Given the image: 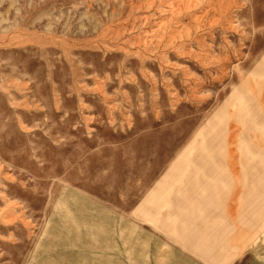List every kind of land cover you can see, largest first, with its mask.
Wrapping results in <instances>:
<instances>
[{
	"label": "rangeland",
	"instance_id": "rangeland-1",
	"mask_svg": "<svg viewBox=\"0 0 264 264\" xmlns=\"http://www.w3.org/2000/svg\"><path fill=\"white\" fill-rule=\"evenodd\" d=\"M0 264H264V0H0Z\"/></svg>",
	"mask_w": 264,
	"mask_h": 264
}]
</instances>
